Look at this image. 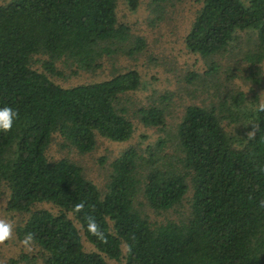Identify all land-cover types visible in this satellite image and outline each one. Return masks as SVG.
I'll return each instance as SVG.
<instances>
[{
    "label": "trees",
    "instance_id": "trees-1",
    "mask_svg": "<svg viewBox=\"0 0 264 264\" xmlns=\"http://www.w3.org/2000/svg\"><path fill=\"white\" fill-rule=\"evenodd\" d=\"M117 1L0 2V108L19 113L10 132L0 131V194L7 210L25 215L17 236L34 234L40 264H107L105 257L119 264H264V112L256 110L264 84L253 104H245L242 90L225 88L215 101L184 104L172 150L162 136L142 149L126 146L108 162L103 189L68 156H46L54 132L79 153L95 147L96 135L120 141L132 133L120 98L139 86L137 69L69 85L52 78L62 74L58 62L94 71L103 57H131L144 48V37L117 20ZM123 1L129 9L139 2ZM172 1L148 4L158 19ZM195 1L199 7L183 43L204 60L203 75L213 77L220 57L235 56L244 62V77L261 83L264 0ZM35 54L42 69L33 66ZM189 75L190 81L200 77ZM157 97L134 114L161 129L169 96ZM231 123L241 127L231 129ZM43 201L56 210L35 206ZM81 202L85 207L76 212ZM147 208L176 217L158 220ZM88 216L104 240L87 231ZM81 236L92 249L83 247ZM23 257L37 264L35 255Z\"/></svg>",
    "mask_w": 264,
    "mask_h": 264
},
{
    "label": "rangeland",
    "instance_id": "rangeland-1",
    "mask_svg": "<svg viewBox=\"0 0 264 264\" xmlns=\"http://www.w3.org/2000/svg\"><path fill=\"white\" fill-rule=\"evenodd\" d=\"M148 1L139 0L134 9H129L123 0H118L115 7L117 20L126 23L131 33L144 37L145 46L142 50L131 57L123 54H116L113 58L103 57L101 66L94 71H84L75 68L74 65H63L58 62L57 65L62 74L52 76L55 81L69 85L107 78L114 72L122 71L128 67H134L139 72V86L126 92L120 98V105L127 109V117L132 122L133 130L128 139L115 141L96 135L95 147L88 152L79 153L73 146H63L61 144L62 137L54 132L45 150L49 159L68 156V158L79 163L85 176L101 189L104 188L109 171L108 162L126 146L134 145L138 149H142L158 136H162L168 139L166 150H172V135L184 104L215 101V93L224 88L228 91L242 90L247 105L253 104L255 94L256 100H261L263 96L264 59L261 62V83L252 82L244 77V62L239 58L235 61V56L220 57V66L213 77L207 78L203 75L206 68L204 60L197 53L189 52L183 43V36L199 7L197 1L173 0L171 3L167 2L163 5L162 15L158 19L155 18L157 11L152 10V4H148ZM246 35V32H240L243 39ZM240 46L245 49L243 44ZM37 56L39 55H34L33 66L42 69ZM71 68L74 72L70 70ZM191 73H198L200 77L190 81L192 76L189 74ZM229 73H231L230 76L233 74L232 77H229ZM216 86H219V89ZM162 92H166L169 96L166 102L165 125L158 129L156 126L142 124L135 116L134 110L136 107L147 105L150 102L158 103L157 95ZM220 96L223 94L220 93ZM224 96L229 102V96L227 94ZM230 126L231 129L235 126L241 127L237 123H231ZM138 199L142 200L141 197ZM4 201L5 193L2 192L0 194V218H7L14 224V235L11 240L0 244V264H25L24 254L27 256L35 255L37 264H40L38 245L32 244V251H26L21 243L23 239L16 234L15 227L20 218L25 215L7 210L4 207ZM186 204L184 200L183 206ZM35 206L56 210L54 205L44 201L36 203ZM146 210L150 217L158 220L165 217H176L175 213L171 211L156 213L150 208ZM68 215L72 218L70 213ZM81 242L85 249L93 248L83 236H81ZM105 259L107 264H119V261L115 259L108 257Z\"/></svg>",
    "mask_w": 264,
    "mask_h": 264
},
{
    "label": "clouds",
    "instance_id": "clouds-1",
    "mask_svg": "<svg viewBox=\"0 0 264 264\" xmlns=\"http://www.w3.org/2000/svg\"><path fill=\"white\" fill-rule=\"evenodd\" d=\"M257 111L264 112V100H262L256 108ZM19 118L18 111L14 110L11 106H5L0 108V131L10 132L13 128L14 121ZM248 139H252L255 136V127L253 131H249ZM264 206V202H262ZM85 205L83 202L75 205V211L81 212L84 209ZM87 231L92 235L96 236L100 240L105 239L104 232L101 229V226L97 223L95 217H87ZM14 235V224L7 218H0V244L11 240ZM34 241V234L29 232L25 235L22 240V245L26 251H32V244Z\"/></svg>",
    "mask_w": 264,
    "mask_h": 264
}]
</instances>
